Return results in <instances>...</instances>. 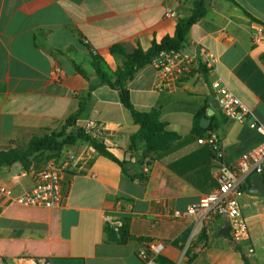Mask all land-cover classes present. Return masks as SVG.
Instances as JSON below:
<instances>
[{"label":"crops","instance_id":"obj_1","mask_svg":"<svg viewBox=\"0 0 264 264\" xmlns=\"http://www.w3.org/2000/svg\"><path fill=\"white\" fill-rule=\"evenodd\" d=\"M198 1L203 2L204 15L187 31L181 51L198 47L211 55V65H203L206 73L160 82L149 64L127 82L135 109H159L160 120L179 135L168 150L141 162L140 151H127L139 127L121 105L117 90L100 83L89 54L113 79L121 58L110 53L112 46L127 52L147 50L153 40L172 37ZM232 1L0 0V152L60 129L82 102L76 126L98 124L96 132L105 146L126 162L134 177L126 178L118 164L86 143L65 147L56 158H74L64 170L62 206L57 209L59 240L67 244V256L50 255L55 250L46 244V223L15 211L7 214L8 198L0 199V239L35 243L38 254L49 255V264H143L137 251L147 241L164 242L160 256L172 264H244L242 255L251 264H264V195L249 193L257 175L245 178L237 196L248 228L247 240L238 245L220 234L228 227L223 217L201 229L191 218L173 216L213 191L220 172L230 174L243 153L264 141L250 121L226 119L212 89V82L221 80L264 124V48L252 43L256 23L242 10L264 23V0ZM167 7L172 16H165ZM208 110L212 114L207 117ZM198 113L207 117L219 138L218 154L197 142L192 123ZM39 160L26 169L19 163L1 166L0 185L13 197L29 190L34 170L48 161ZM261 177L264 183V171ZM107 219L123 222L124 241H118Z\"/></svg>","mask_w":264,"mask_h":264},{"label":"trees","instance_id":"obj_2","mask_svg":"<svg viewBox=\"0 0 264 264\" xmlns=\"http://www.w3.org/2000/svg\"><path fill=\"white\" fill-rule=\"evenodd\" d=\"M235 3L234 1L230 0ZM244 14L248 16L254 23L260 25L264 30V23L259 22L247 11L242 9ZM204 15L203 2L198 1L194 4L192 15L180 21L175 28L172 37H164L160 41L153 40L147 50L137 47L132 52L125 51L121 46L115 45L110 48V53L120 56L121 63L114 71L113 79H110L103 72L100 60L89 54L90 64L94 69L95 75L100 83L107 84L111 88L117 90L121 105L128 111L132 122L139 127L138 131L129 138V146L127 151L133 155L140 151V161L153 160L160 152L168 150L177 140L179 135L168 129V125L160 120V110L152 108L148 111H138L131 102L130 94L127 89V82L134 74L146 65L151 64L152 60L158 56L160 52L178 51L182 48L185 35L189 28ZM75 70L82 76L85 74L74 64ZM199 71L206 73L205 66L199 65ZM84 110L83 103H79L78 110L72 114L65 124L58 130L52 131L40 137L31 138L24 147L13 148L8 151L0 152V167L11 166L19 163L23 169H26L32 160L47 161L58 157L63 149L68 146H74L77 143H86L92 148L97 155L103 156L112 162L118 164L123 175L128 179L134 177L126 168V162L118 160L105 146L103 139L96 132L98 124L94 128L88 130L76 126V120L80 117ZM202 113H198L193 118L192 131L198 137L204 136L209 132H214L213 127L206 129L200 127L199 122ZM69 128V130H67ZM262 176V174H261ZM139 181H143V176H139ZM245 184L241 186V189ZM12 211L17 212L20 217H33L44 222L49 227V241L46 243L50 250H55L50 255L67 256L68 247L66 243L59 240V211L57 209L25 207L17 203H10L7 208V214ZM5 213V214H6ZM120 242L127 238L126 227L121 228ZM204 232L201 238L204 237ZM33 242H23L19 239H0V264H9L12 260L19 258L31 259L35 261H45L48 263L49 255H42L36 252ZM59 244V245H58ZM57 249V250H56ZM188 261L192 259L187 254ZM244 264H251L244 255H242ZM158 264H172L162 256H157L154 260Z\"/></svg>","mask_w":264,"mask_h":264},{"label":"built area","instance_id":"obj_3","mask_svg":"<svg viewBox=\"0 0 264 264\" xmlns=\"http://www.w3.org/2000/svg\"><path fill=\"white\" fill-rule=\"evenodd\" d=\"M174 12L166 8L165 16H172ZM251 40L255 46L264 48V30L254 24ZM214 58L196 47L191 52L168 51L160 52L151 65L155 68L161 81L168 78H180L192 72L199 71V65L210 66ZM53 78L58 80L57 70L53 71ZM218 111L228 120L239 123L250 121L251 127L264 136V124L257 121L250 108H248L221 80L212 82ZM91 123L85 127L90 129ZM197 142L207 144L215 153H219L220 142L215 132H209L198 137ZM74 158L62 156L48 160L41 168L33 172V185L24 193L13 197L9 190L0 185V199L8 198L10 203H17L25 207H39L59 209L62 206V183L64 170ZM146 170V169H145ZM264 171V141L252 150L243 153L236 167L230 174L220 172L216 177L217 186L208 194L203 195L196 203L190 205L184 212H174L173 216L187 217L194 220L196 228H205L215 218L223 217L228 222L229 238L234 245L244 242L248 238V228L244 220L239 200L241 186L245 178L250 175L260 176ZM112 231L117 238H121V220H109ZM165 250L162 241H147L137 251V256L143 264H158L154 260ZM14 264H49L45 261L19 258Z\"/></svg>","mask_w":264,"mask_h":264},{"label":"water","instance_id":"obj_4","mask_svg":"<svg viewBox=\"0 0 264 264\" xmlns=\"http://www.w3.org/2000/svg\"><path fill=\"white\" fill-rule=\"evenodd\" d=\"M211 114H212L211 110H208L207 117ZM207 117H203L200 119L199 125L203 129H206L209 125V121ZM249 193L256 195H264V183H263V178L261 176H255L251 180V188L249 189ZM220 234L225 237H229V227L221 229Z\"/></svg>","mask_w":264,"mask_h":264},{"label":"rangeland","instance_id":"obj_5","mask_svg":"<svg viewBox=\"0 0 264 264\" xmlns=\"http://www.w3.org/2000/svg\"><path fill=\"white\" fill-rule=\"evenodd\" d=\"M9 264H14V263H12V262H9Z\"/></svg>","mask_w":264,"mask_h":264}]
</instances>
